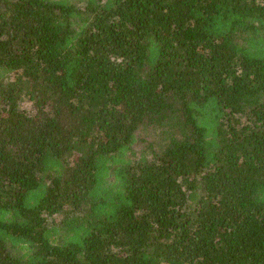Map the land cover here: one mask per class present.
Here are the masks:
<instances>
[{"label": "trees", "instance_id": "obj_1", "mask_svg": "<svg viewBox=\"0 0 264 264\" xmlns=\"http://www.w3.org/2000/svg\"><path fill=\"white\" fill-rule=\"evenodd\" d=\"M0 264H264V0H0Z\"/></svg>", "mask_w": 264, "mask_h": 264}, {"label": "rangeland", "instance_id": "obj_2", "mask_svg": "<svg viewBox=\"0 0 264 264\" xmlns=\"http://www.w3.org/2000/svg\"><path fill=\"white\" fill-rule=\"evenodd\" d=\"M142 149H143V144L142 143H139L138 145H136L133 148L132 151L134 152L135 157H137L141 153Z\"/></svg>", "mask_w": 264, "mask_h": 264}]
</instances>
